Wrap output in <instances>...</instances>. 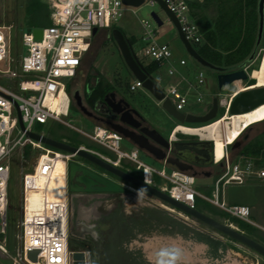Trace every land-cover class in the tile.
I'll use <instances>...</instances> for the list:
<instances>
[{
	"label": "built area",
	"instance_id": "obj_1",
	"mask_svg": "<svg viewBox=\"0 0 264 264\" xmlns=\"http://www.w3.org/2000/svg\"><path fill=\"white\" fill-rule=\"evenodd\" d=\"M154 1L149 0L150 3ZM163 2L177 17L186 39L192 45L199 42L201 34L197 24L192 21L188 13L187 0H163ZM49 5L51 7L50 24L45 27L25 28L26 30H23L21 34V44L26 48V53L21 55L18 62L19 73L17 74L19 78L16 81V87L0 83L1 234H5L8 225L9 180L13 156L20 148L26 146L37 149L39 153L33 170L25 172L21 177V215L18 220L22 239L21 258L27 264H72L73 262V250L69 246L70 202L66 188L61 196L52 198L48 186L54 172L55 160L58 158L64 160L67 171L68 162L75 155L44 145L26 135L27 130L36 131L34 129L36 124H45L48 120L64 123L89 136L100 145L113 151L118 157L117 160L127 158L140 171L142 181L166 192L171 198L188 207L196 208L197 198H203L229 215L246 221L264 232V223H257L250 219V206L246 204L228 205L219 198V184L223 185L232 181L241 182L242 174L254 173L253 162L250 159L245 162L244 169L240 167V162H232L228 151V146L231 143L224 145V156L218 160L224 162L223 172L215 179L216 188L213 195L208 196L196 190L194 187L196 176L189 171L181 170L166 163L165 160H161L163 166L158 168L141 160L136 150H122L121 135L110 127L95 126L92 133H87L63 119V116L68 115L70 107L65 98L67 83L63 80L74 79L80 73L84 54L88 51L94 36L93 28L102 30L114 27L118 20L124 16L125 11L130 8V5L124 4L122 0H49ZM142 24L146 31L142 38L143 46L140 52L134 50L136 56L139 59L147 57L160 64H166L169 75L179 76V82L170 83L167 91L162 89L164 96L170 98L176 110L185 112L188 96L187 91L180 88V84L186 83L188 88L195 89L196 101L202 102L203 96L198 90V86L203 84L208 86V79L204 72L202 70L197 72L196 82L179 72L177 65L184 66L187 61L184 58H179L176 65L173 62V52L170 46L157 41L156 31L151 28L148 20H142ZM35 28L42 30L40 38L35 37L33 32ZM10 31V26L0 24V63L2 64H9L14 60L11 54ZM250 65L251 63L247 64L244 70L248 74V79L252 78L256 81L252 73L248 72ZM7 71L0 69L1 74L7 73ZM254 85V83L246 85L243 90L258 87ZM139 87L142 88V81L136 78L129 84L130 90ZM236 92L237 90H234L227 97L218 100V112L221 108H223V112L217 120L230 114V103ZM59 94H63V102L59 107L52 106V100ZM210 107L208 105L206 111ZM17 110L20 111L24 130L19 125ZM222 130L224 133L223 126ZM179 132L198 136L197 134L184 133L181 130ZM206 139L213 142L210 138ZM103 157L116 164L110 158ZM166 166L169 167V170ZM255 173L258 177L264 178V166L261 169H256ZM154 178H159L161 182H156ZM31 191H38L42 194V205L29 213L26 204L27 194ZM33 249L37 250V261L35 262L27 258V252ZM86 253L87 251H85Z\"/></svg>",
	"mask_w": 264,
	"mask_h": 264
},
{
	"label": "rangeland",
	"instance_id": "obj_2",
	"mask_svg": "<svg viewBox=\"0 0 264 264\" xmlns=\"http://www.w3.org/2000/svg\"><path fill=\"white\" fill-rule=\"evenodd\" d=\"M129 7L130 8L125 11L124 16L119 19L115 25L116 27L121 28L127 37L132 39V46L136 52L139 53L141 47L143 46L142 38L146 31V28H144L142 24V20H148L151 28L156 31L157 41L167 43L172 49L174 63L176 62L175 64H177L180 57H185L187 59V65L179 67L186 71V74H188L191 81L196 82V75L199 70H202L205 77L208 79V86L205 84L198 86V90L203 96L202 102L196 101V92L194 88H188L186 83H182L181 87L184 91H187L188 96V102L184 108L185 112L203 114L206 112L208 105L210 104L211 106V102L214 97H217L218 100L220 98H225L229 93L236 90L238 85L246 86L248 84L247 80L239 81V84L235 82L234 84L219 89L216 82V73L202 67L188 55L177 37V33L172 22L169 20L167 14L156 0L153 3L146 0L139 6ZM151 10H154L163 20V24L161 26H157L152 20L150 16ZM50 11L51 7L49 5V0H0V24L11 27V54L14 59L9 64L0 63V69L8 70L7 73H0V83L7 84L13 88L16 87V81L19 78L17 74L19 73L18 62L21 55L26 53V48L21 44V34L25 28L45 27L49 25V20H47V18H49ZM111 37L112 36L109 31L104 29L94 35L91 39L88 51L84 54L81 72L77 75L75 80H63L67 83V95L70 99L68 115L63 116V119L69 122L72 126L84 130L87 133H92L95 126H105L92 123V120L80 111L75 104V101L72 99L73 89L79 84L81 85L86 79L93 80L94 77H101L109 80L114 77L117 79V77L123 76L124 74H131L122 58L117 44L114 40L112 41ZM193 45L196 44L193 43ZM260 47L262 49L264 45L261 44L257 49L256 56L248 68V72H250V74L255 73L256 67L258 66L261 58L262 52ZM139 55L141 56V54ZM140 61L146 65L152 60L147 57H140ZM154 78L155 80H158V85L164 91H167L169 84L173 83L174 76L168 74L166 64H160L154 71ZM133 81L134 78L130 81V83ZM222 112L223 108L220 109L216 118H218ZM148 118L153 120L158 125L160 124L162 126H166V136L168 135L171 126L176 123H181L172 117V119L169 118L163 111H157L154 114H149ZM206 123L184 122L181 124H184L185 126H201ZM34 129L72 145L83 146L93 152H96L97 154H100L101 156H105L107 158L111 157V160L114 157L118 158L113 151L107 149L89 136L80 133L73 127L64 123L48 120L45 124H36ZM188 137L195 138L196 136ZM238 139L241 140V145L244 146L254 144L257 141L258 144L254 147V150L257 153L259 152V154L261 153V155H264V120L249 126ZM120 146L124 151H130L134 148L126 140H122ZM238 148L239 147L230 148V146H228L230 155L235 156L238 152ZM252 149L253 148H251V150ZM38 154L37 149L31 146H26L20 148L13 156L10 184V195L12 197V201L10 200L9 195V204L7 209L8 225L5 234L0 233V264H27L21 258L20 254L22 239L20 237V230L18 227V220L21 215V177L25 172L33 170ZM259 154L258 157L252 154L253 158L249 157L245 159H242L241 156H235L232 162H240V167L244 169L245 162L248 159L263 161V159L261 160V157L259 158ZM74 158L78 157L75 156ZM139 158L158 168L163 166L160 160L153 159L149 156L141 155ZM78 159H80V157ZM130 163L133 164L131 161ZM126 166L134 167L129 163H126ZM256 166L261 169L264 166V161ZM166 168L169 170L168 166H166ZM255 171L256 169L254 170V173L252 172L246 175L242 174L243 180L241 182L232 181L223 185L219 184V198L224 200L228 205L238 204L237 199H239L243 202L245 201L252 204L255 209L260 212L259 214L264 212V182H261V178L256 175ZM133 172H136L140 176V171L134 170ZM215 178L196 176L194 187L200 193L212 196L216 188ZM155 181L158 183L161 182L159 178H156ZM124 189L125 191L121 194L110 195L108 193H102L88 194L86 196H80L77 194V197H73L70 201L69 225L71 237L73 239L80 238L86 241H95L96 247L100 249V231H106L108 229V224L103 221L100 223L98 221L99 219H107L108 216L111 217L112 215L118 213L117 215H121V222L119 220V226L123 227L126 220L125 215L135 213L134 209L146 204L150 208L157 209L158 214L162 213L176 217L185 224L191 227H196L198 230H201L204 234L211 238L209 243L203 241L205 243L197 242L189 244L186 240L182 241L180 248V261L178 259L176 260L179 256L178 253L176 254L174 252V248H172L174 245L170 244L168 247L166 246V255L164 258L165 262H173V260H176L177 264L180 262V264H221L226 263L228 259L229 263L235 261L238 264H264V256L243 243L225 236L208 225L193 219L192 217L130 184H126ZM196 207L201 208L206 214L220 221L231 223L234 227L244 233L246 232L249 235L259 236L257 234L259 229L256 226L239 218L238 223L234 222L231 215L203 198H197ZM250 219L257 223H264V219L261 220L256 218L254 215H250ZM160 236L163 237L165 235L152 231L146 237L156 240L158 237L160 238ZM167 240L168 238L165 239V241ZM169 241H173V239H169ZM130 242L125 244L128 249L130 247ZM138 247L141 246L138 245ZM208 248L213 249V251H216L217 254L213 256L210 253L209 255L207 252ZM173 253L175 255V259H173ZM86 254L87 264H89L88 253ZM150 257L151 255H149V258ZM205 257H207L208 260H205ZM130 258L132 261L133 257L130 256ZM152 260L154 261V259ZM157 262L162 261L158 260Z\"/></svg>",
	"mask_w": 264,
	"mask_h": 264
},
{
	"label": "water",
	"instance_id": "obj_3",
	"mask_svg": "<svg viewBox=\"0 0 264 264\" xmlns=\"http://www.w3.org/2000/svg\"><path fill=\"white\" fill-rule=\"evenodd\" d=\"M158 4L163 8L165 13L167 14L169 20L172 22L177 37L182 43L185 51L188 55L195 60L199 65L205 67L216 73V82L217 87L222 89L223 87L234 84L236 81H245L248 79V74L244 70V67L251 63L256 55L257 49L260 46L262 41L263 32H264V0H258L257 12H258V29L255 44L252 52L239 65L230 66V67H221L215 65L205 58H203L194 48V46L186 39L184 33L181 30L179 21L175 14L171 12L163 0H156ZM122 2L126 5L130 6H139L144 0H122ZM150 16L152 20L156 23L157 26H161L163 24V20L158 16V14L154 11H150ZM26 30V29H24ZM35 37L40 38L42 35V30L40 28H35L33 30ZM97 32L96 28H93L92 34ZM113 40L117 44L119 51L122 55V58L127 65L128 69L132 73L133 77L142 81V89L144 92L150 94L154 100L160 104V107L172 118L180 121V122H189V123H206L216 118L219 104L218 98L214 97L211 102V107L203 114H194L191 112L185 113L179 110H176L172 101L169 97L164 96V91L160 88L158 83L156 82L154 76L148 72L145 65L140 61V59L136 56V53L133 49L132 43L128 40L125 33L118 27H112L109 30ZM208 85V84H207ZM72 99L75 101L77 107L87 116H92V112L89 111L86 106L82 103L81 97L73 95ZM264 103V86H258L254 88H248L238 92L232 99L230 103V114H239L244 113L246 111L251 110L257 105ZM117 113H120V124L110 123V128L117 133H119L125 139H128L134 145L138 146L140 149L146 150L149 154H151L157 160H165L166 163L176 166L181 170H189L188 165L193 163L195 160L191 159L188 154L189 151L193 149L195 152H201V149L196 147L193 143L190 142H175V146L178 150L177 155L175 157L166 156L165 153H158L151 146L146 143H143V140H146V137L150 136L154 139L159 140L158 137L154 135L157 133L155 129L149 130L146 127H141L140 130L142 134L136 133L133 129L139 128L140 121L134 118V114H138V112L134 109L124 110L123 108L115 110ZM18 112V122L20 127L24 130V124L21 120L20 111ZM132 127L133 129H129L122 124ZM158 134V133H157ZM26 135L35 141L41 142L44 145L52 147L57 150L65 151L68 153L74 154L76 157H80L83 160L103 169L106 172L114 174L128 183H130L135 188L159 199L160 201L172 206L173 208L181 211L182 213L192 217L195 220H198L209 227L217 230L218 232L236 240L244 245L252 248L259 254L264 256V244L254 239L253 237L247 235L243 231L234 227L231 223H226L220 221L205 212L199 210L198 208H190L187 205L171 198L166 192L152 186L150 184L145 183L140 178L135 177L125 170L119 168L118 166L112 164L108 160H106L100 154L91 151L90 149L75 146L68 142L53 138L49 135H46L42 132L27 130ZM145 136V137H144ZM159 137L160 134H158ZM237 140L233 143H236ZM200 142H198L199 145ZM200 144H205L207 147H210L212 142L210 140H205ZM195 146V147H194ZM210 153V151H209ZM197 162V161H195ZM67 168L69 169L70 174L80 171L82 166L80 164L70 161L68 162ZM93 177L96 178L97 181L101 184L98 191H106V192H117L123 191L124 187L120 186L116 182L106 178L102 175L92 174ZM80 182V181H79ZM97 190V188H96ZM27 258L31 261H37V250L33 249L27 252ZM72 264H86V254L84 250L73 249L72 253Z\"/></svg>",
	"mask_w": 264,
	"mask_h": 264
},
{
	"label": "flooded vegetation",
	"instance_id": "obj_4",
	"mask_svg": "<svg viewBox=\"0 0 264 264\" xmlns=\"http://www.w3.org/2000/svg\"><path fill=\"white\" fill-rule=\"evenodd\" d=\"M263 39H264V32H263V37H262V41L260 45L262 44ZM133 78L134 77L132 73L131 74L129 73V74H124L123 76L117 77V79L115 77L109 80L105 78H101V77H94L93 80L86 79L84 82H82L81 85L79 84L73 89V95L80 96L82 103L86 106V108L89 111L92 112L93 114L92 116H87L90 120H92V123L101 124L107 127H110V123H114V124L121 123L120 121L121 114L117 113L115 110L121 109V108H123L124 110L126 109L130 110V111L132 109L136 110L138 114L133 113V116L138 121H140L139 128L133 129L132 127L126 125L125 123H123L122 125L128 127L129 129H133L138 134H142V131L140 130L141 127H146L149 130L155 129L157 133L160 134L161 136L159 137L157 133H154V135L158 137L159 140L154 139L150 136L149 137L147 136L146 140H143V143L148 144L149 146L152 147V149H154L158 153L160 154L165 153L166 156H171V157H175L178 152L175 146V142L193 143L196 147L198 146V148L201 149V152L199 153L195 152L193 149L189 151L190 153L188 154V156L197 162L194 161L193 163H190L191 165H188L189 170L187 171H189L195 176H205L207 178H213V177L217 178V176H219L223 172L224 162L218 161L215 158L214 143L211 141L212 142L211 146L207 147L205 144H200L207 139L200 138L199 136H196V135H185L183 133H180L179 132L180 130L178 129V125L181 124L182 122L176 123L173 126H171L170 131L168 135L166 136L165 135L166 126H162L160 124L158 125L153 120L148 118L149 114H154L157 111L159 112L160 111L165 112V111L160 107V104L157 103L150 94H148L147 92H144L142 88H138L135 90L127 89V84H129ZM73 80H75V78ZM99 85L104 87L105 90L101 97L93 99L92 93L94 89L96 88V86H99ZM166 115L169 118H171L170 115H168L167 113ZM182 136H187V137H182ZM188 136H196V137L193 138V137H188ZM122 140H126L132 147H134L133 150L137 151L138 156L145 155V156H149L155 159L146 150L140 149L138 146L134 145L128 139H125L124 137L121 136V141ZM198 142H200L199 145H198ZM229 146L230 148L239 147L237 150L238 152L235 156H241L242 159L249 158V157L253 158L252 154H250L251 152H246L245 149L247 146L241 145V140L238 139L236 143H231ZM258 154L259 152L258 153L256 152L253 155L258 157ZM259 155H260L259 158L261 157V160L263 159L264 161V155H261V153ZM235 156L230 155L231 160H233ZM78 158L71 159L70 161L80 164V166H82V169L72 174H70L68 168L66 171V193H67L69 202L71 201V199H73V197H77V194L80 196H84V195L86 196L88 194L106 192V191H98L101 184L99 183V181L96 180L95 177L91 175V173L96 174V175L98 174V175L105 176L106 178L116 182L117 184L123 187L126 184H130L124 179L114 174H111L109 172H106L103 169L83 160L82 158L80 159ZM112 160L116 162V164L114 165L125 170L129 174L140 178V176L136 172H133L134 170L138 171L135 165L130 163V161L127 158H120L117 160V158L114 157ZM250 160L253 162L254 170L259 169V167L256 165L263 162V161L254 160V159H250ZM126 163H129L130 165H133L134 167L126 166ZM124 191L125 189L123 191H117V193L110 192L109 194H121ZM251 237H253L254 239L264 244V236L251 235ZM84 241L86 240L80 239V238L73 239L70 234L69 246L70 248L84 250L80 246V242H84Z\"/></svg>",
	"mask_w": 264,
	"mask_h": 264
},
{
	"label": "trees",
	"instance_id": "obj_5",
	"mask_svg": "<svg viewBox=\"0 0 264 264\" xmlns=\"http://www.w3.org/2000/svg\"><path fill=\"white\" fill-rule=\"evenodd\" d=\"M257 5L258 0H187L188 13L192 21L197 24L201 34L200 41L193 45L196 51L207 61L221 67H236L246 60L252 52L256 40L258 29ZM47 20H49L50 24V17ZM127 38L130 43H133L130 37ZM111 39L113 41L112 37ZM262 45H264V39ZM159 65V62L152 60L145 67L154 76V71ZM247 82V85H250L255 80L251 78ZM127 89H129V84H127ZM104 90L105 88L101 85L96 86L92 93V98L101 97ZM257 144L258 142L256 141L254 144L247 145L246 152H251L250 154L256 153L254 147ZM251 148L253 149L251 150ZM10 184L11 176L9 180V195ZM10 200L12 201L11 195ZM198 209L203 211L201 208ZM114 215L108 217L109 221L112 222L115 219ZM164 216L167 221L172 220L167 214H164ZM231 217L234 222H239L237 217ZM180 225L183 231L184 228H187L182 222ZM117 230L119 229L109 225L106 231H100L102 236L100 249L96 247L95 241L80 242V246L88 252L89 264H132L124 255L122 249L123 238L118 237ZM246 234L249 235L248 233Z\"/></svg>",
	"mask_w": 264,
	"mask_h": 264
},
{
	"label": "crops",
	"instance_id": "obj_6",
	"mask_svg": "<svg viewBox=\"0 0 264 264\" xmlns=\"http://www.w3.org/2000/svg\"><path fill=\"white\" fill-rule=\"evenodd\" d=\"M110 29L111 28L104 29V30L109 31ZM100 31L101 30H97V32L94 35H96ZM180 58H184L187 61L185 57H180ZM177 68L179 72H182L183 74L188 76V74H186V71H184V69L182 70V68L179 67L178 65H177ZM81 69H82V66H81ZM81 69H80V72H81ZM173 76H174L173 83L179 82V76L178 75H173ZM156 82L158 83V80H156ZM181 85L182 83L180 84V88L184 90L181 87ZM261 182H264V178H261ZM102 193L109 194L110 192H99V193H93V194H102ZM237 200H238V204H246L250 206L251 215H254L256 218H259L261 220L264 219V212L259 214L260 212L257 211L252 204L245 202V201L243 202L239 199ZM134 211L135 213L125 215L126 220H125V225L123 227L119 226V223L121 222V215H114L115 217L114 216L113 217L115 219L113 218L114 220H112V222L109 221L108 219L109 216L107 217V219L98 220L100 223H102V221L106 222L108 224V227L109 225H112L113 228L116 227L117 229H119L117 230L118 237L123 238L122 239V249H123L124 255L126 259L130 261L132 264H177L176 260L178 259L180 261V256H181L180 248H181L182 241L186 240L189 244L203 242V241L209 243V241H211V238L209 236L204 234L201 230H198L196 227H191L185 224L184 222H182L180 219L170 216V215L168 216L171 217L172 220L167 221L164 214L162 213L158 214L157 209L150 208L146 204L140 206L137 209H134ZM181 222L184 223L185 226L187 227L186 229L184 228V231L181 229V225H180ZM152 231L161 233L162 235H165L166 237L160 236V238L158 237L156 240L150 239L149 237L147 238L146 236ZM257 234L259 236L260 235L264 236V232L261 231L260 229ZM166 238H168L167 241H165ZM169 239H173V241H169ZM127 242H130L129 249L127 248V246H125ZM170 244L174 245L172 248H174V252L176 254L178 253L179 258H176V260H173V262H165L164 260L165 255H166L165 248L166 246L168 247ZM138 245H140L141 247H138ZM207 252L209 255L211 253V255L213 256L217 254L216 251H213V249H209V248ZM129 255L133 257L132 261L130 260L131 258ZM149 255H151L152 257V258L150 257L151 259L149 258ZM152 259H154V261ZM173 259H175L174 253H173ZM158 260H161L162 262H157ZM205 260H208V258L205 257ZM221 264H238V263H236L235 261H233L232 263H229L227 259L226 263H221Z\"/></svg>",
	"mask_w": 264,
	"mask_h": 264
},
{
	"label": "bare ground",
	"instance_id": "obj_7",
	"mask_svg": "<svg viewBox=\"0 0 264 264\" xmlns=\"http://www.w3.org/2000/svg\"><path fill=\"white\" fill-rule=\"evenodd\" d=\"M256 81L254 86L264 85V47L262 49L261 58L254 74H252ZM239 84V80L236 81ZM244 85H238L237 92L244 89ZM67 103L70 104L68 95H65ZM63 94L52 100V106L59 107L63 102ZM264 120V103L257 105L249 111L239 114H228L220 119L213 120L212 122L203 125L202 127L192 128L182 124L178 125V129L184 133L197 134L203 139L210 138L214 143V153L217 160L224 156L225 143L235 142L243 130L250 124ZM224 127V133L222 130ZM66 188V166L64 160L58 158L55 160V167L53 175L50 179L48 191L52 198H57L62 195L63 190ZM42 194L38 191H31L27 194V210L30 213L33 209L41 207Z\"/></svg>",
	"mask_w": 264,
	"mask_h": 264
}]
</instances>
